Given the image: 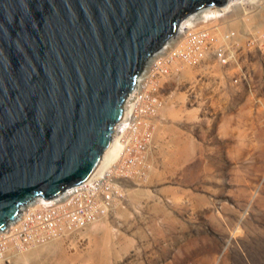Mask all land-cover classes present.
Listing matches in <instances>:
<instances>
[{
  "label": "rangeland",
  "instance_id": "rangeland-1",
  "mask_svg": "<svg viewBox=\"0 0 264 264\" xmlns=\"http://www.w3.org/2000/svg\"><path fill=\"white\" fill-rule=\"evenodd\" d=\"M256 1L248 20L240 6L226 12L229 0L211 7L216 17L191 18L264 36ZM239 56L230 67L175 63L141 161L118 166L120 148L104 164L115 186L108 210L43 243H8L0 264H264V54ZM242 72L247 83L234 81Z\"/></svg>",
  "mask_w": 264,
  "mask_h": 264
},
{
  "label": "water",
  "instance_id": "water-1",
  "mask_svg": "<svg viewBox=\"0 0 264 264\" xmlns=\"http://www.w3.org/2000/svg\"><path fill=\"white\" fill-rule=\"evenodd\" d=\"M227 0H0V230L86 181L146 62Z\"/></svg>",
  "mask_w": 264,
  "mask_h": 264
},
{
  "label": "built area",
  "instance_id": "built-area-1",
  "mask_svg": "<svg viewBox=\"0 0 264 264\" xmlns=\"http://www.w3.org/2000/svg\"><path fill=\"white\" fill-rule=\"evenodd\" d=\"M256 2H232L226 12L232 7L240 6L243 18L248 20L258 12L259 3ZM214 7L223 11L222 5ZM200 20L193 17L190 19L191 23L178 26L175 34L170 37V44L165 45L169 38L149 58L133 89L128 93L125 102L127 101L131 113L128 119L127 116L122 117L124 122L118 129L114 127V133L117 130L121 144L118 166L129 168L143 158L151 140L150 118L156 115L162 104L160 90L171 75L175 63L195 66L212 57L221 66L230 67L238 66L239 55L244 53L259 51L264 54V36L259 31L253 28H228L220 31L215 25H206L209 21ZM247 78L249 74L242 72L237 74L234 81L247 83ZM111 176L110 169L107 177H96L90 181L93 178L91 176L54 197H37L21 205L16 215L14 231L9 230L12 225L7 228L8 231L6 229L0 232V251L7 249L8 242L17 247L34 242L43 243L95 221L114 201L115 186Z\"/></svg>",
  "mask_w": 264,
  "mask_h": 264
},
{
  "label": "bare ground",
  "instance_id": "bare-ground-1",
  "mask_svg": "<svg viewBox=\"0 0 264 264\" xmlns=\"http://www.w3.org/2000/svg\"><path fill=\"white\" fill-rule=\"evenodd\" d=\"M228 1V0H227ZM227 1H226V3H227ZM229 1H231L232 2V0H229ZM230 2V3H231ZM226 3L224 4V5H222V6H224L225 7V9L229 6V4L230 3H228L227 5H226ZM227 6V7H226ZM211 7H214V6H209V7H206V8H204V9H207V10H204V15L203 16H200V18H210V17H216V14H217V12H218V10H213V9H211ZM209 8V9H208ZM216 8V7H215ZM214 8V9H215ZM217 9V8H216ZM201 10H203V9H201ZM193 15H194V13H192ZM192 14H190V15H188L187 17H185L183 20H181L180 22H179V24H178V26H180V24H181V26L180 27H182L183 25H186V24H188L189 22H190V17L191 16H193ZM183 21V23H181ZM177 28H179V27H177ZM171 39V38H170ZM168 42V41H167ZM166 42V43H167ZM170 42H171V40L167 43V44H165L166 46L167 45H169L170 44ZM142 77V76H141ZM124 103L125 104H123V116L122 117H124V116H127V119H128V117H129V115H130V113H131V111H130V109H129V107H128V104H127V101L125 102L124 101ZM124 122V120H123V118H121V120L118 122V123H116V125H115V129H118L121 125H122V123ZM115 132L118 134V132H117V130H115ZM115 133V134H116ZM113 136V135H112ZM120 148H121V144H120V141H119V138H116V137H114V138H112V140H111V142H110V144H109V146L106 148V150H105V152H103V154H102V156H101V159H100V162L98 163V165H97V167H96V169H95V171L93 172V174L91 175L93 178L91 179L90 178V181H92L94 178H96V177H101V176H103V177H107L108 175H109V171H107V173L106 174H104L103 172H104V164H107V163H109L110 161H112V160H114L115 159V157L116 156H118L117 154L119 153V151H120ZM254 198V196H252V199ZM41 199V198H40ZM35 200V199H34ZM16 217L14 218V219H12V220H10L7 224H6V226H5V228L4 229H1L0 230V232H3V231H5L7 228L9 229V227L10 226H12L9 230H13L14 231V227L16 226ZM9 225V226H8ZM8 229L6 230V231H8ZM240 234V233H239ZM8 243H10V242H8ZM16 247V246H15Z\"/></svg>",
  "mask_w": 264,
  "mask_h": 264
}]
</instances>
